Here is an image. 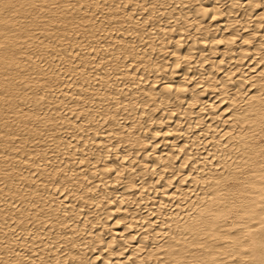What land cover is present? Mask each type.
Wrapping results in <instances>:
<instances>
[{"label": "bare ground", "instance_id": "6f19581e", "mask_svg": "<svg viewBox=\"0 0 264 264\" xmlns=\"http://www.w3.org/2000/svg\"><path fill=\"white\" fill-rule=\"evenodd\" d=\"M14 1L0 0V264H264V35L244 44L264 1ZM30 8L24 28L10 11ZM249 56L259 73H235Z\"/></svg>", "mask_w": 264, "mask_h": 264}, {"label": "rangeland", "instance_id": "374dc122", "mask_svg": "<svg viewBox=\"0 0 264 264\" xmlns=\"http://www.w3.org/2000/svg\"><path fill=\"white\" fill-rule=\"evenodd\" d=\"M34 1L37 2V1H39V0H32V1L29 0V2H34ZM40 1H41V0H40ZM40 1H39V2H40ZM48 1H53V3H54L55 0H48ZM48 1H47V3H48ZM211 1H212V0H211ZM223 1L225 2V0H223ZM226 1H227V0H226ZM249 1H250V0H245L244 2H241V3H242L241 5L244 6V7H247V6L250 4V2H251V1H250V2H249ZM257 1H258V0H257ZM259 1L262 3L264 0H259ZM10 2H11L10 4L13 5V6H11V5L9 4L12 8H13V7L15 8V5H16V8H17V4H18V3H16L17 1H14V0L11 1V0H10ZM14 2H15V4H13ZM27 2H28V1H27ZM35 2H34V3H35ZM236 2H238V1H236ZM245 2H246V3H245ZM50 3H51V2H50ZM228 3L230 4L231 1L227 2V3L224 5V7H223V9H224V10H223L224 13H223V14H227V13L229 12V10H230V7L227 8V7L229 6ZM33 5H34V4H33ZM33 5H32L31 7L33 8L32 10H34V13H32V14L30 13V12H32L31 8H30L29 14L27 13L28 10H27L25 13H22V12H21V14H22V15H25V16H22L21 14H18L17 12H14L13 10H12L13 12L10 11V12H11V15H14V13H16L15 15H17V17H19V21H21V23H23L24 28L27 26V25H25V24H28V20L31 18V16L34 17V15H36L35 10H36L37 8H35V7H36L37 3L34 5V7H33ZM47 5H48V6L51 5V7H52V3H51V4H47ZM53 6H54V4H53ZM7 7H8V6H7ZM26 7H27V6H26ZM49 7H50V6H49ZM12 8H11V9H12ZM14 8H13V9H14ZM34 8H35V9H34ZM9 9H10V7H9ZM255 9L257 10L256 14H253V15H252L253 17L251 16L252 18L250 17V20H249L250 24H251V25L253 24V26L250 27V28L248 27V28H246V29L244 28V30H240V34L238 33V34H239V35H238L239 37H237V36H236L237 38L235 37V39L237 40V42H238V41H239V42H242V40H243L244 37H246L247 35H252V34H254V32H255L254 30H256V29H255L256 26L254 25L255 23H252V22H253V21H256V18L258 17V14L263 12V10H262V8H261V5H259V7L257 6V8H255ZM226 10H227V11H226ZM36 11H37V10H36ZM47 11H48V9L46 8V12H47ZM46 12L44 11L45 14H46ZM27 14H28V15H27ZM30 14H31V16H30ZM33 14H34V15H33ZM45 14L42 13V15L40 14L41 16H39V17H42V16L45 17V16H44ZM15 15H14V17L16 18ZM26 15H27V16H26ZM254 15H255V16H254ZM20 16H22V17H20ZM223 16H224V15H223ZM25 17H26V18H25ZM33 17H32V18H33ZM43 17H42V19H43ZM224 17H225V16H224ZM20 18L26 20L27 23H26V21L21 20ZM240 18H241V17H240ZM27 19H28V20H27ZM207 19H208V20H207ZM207 19H206V20H207V21H206V25H211V24L214 25V24H216V23H214V22H216L218 18H215V20H214V18H211V17L209 16ZM32 20H33V19H30V20H29V23H30V21H32ZM40 20H41V19H40ZM22 21H23V22H22ZM207 23H210V24H207ZM262 25H263V24H262ZM262 25L260 26V28H257L259 32L256 31L257 34H256V32H255V34L253 35V39H251L250 41H248L247 44H246V42L244 43L246 46H249V47H252V48H253V47H254V44H257V43H258L259 39L257 40V38H260L262 34L264 35V25H263V26H262ZM204 26H205V25H204ZM37 27H38V26H37ZM40 27H41V26H40ZM254 27H255V28H254ZM212 28H213V29H212ZM191 29L193 30V27H191ZM191 29H190V30H191ZM209 29H210L211 32H213V33L215 32V34H216L217 36H219L220 33H221V34L226 33V31L224 32V30H223V31H220L219 33H216L215 26H211ZM37 30H38V29H37ZM213 30H214V31H213ZM34 31H35V33L37 32L36 30H33V33H34ZM38 31H39V30H38ZM261 31H262V32H261ZM222 32H223V33H222ZM216 35H215V36H216ZM259 35H260V36H259ZM263 35H262V36H263ZM258 36H259V37H258ZM238 38H240V39H238ZM262 38L264 39V37H262ZM262 38H260V39H262ZM241 39H242V40H241ZM19 41H20V40H19ZM263 41H264V40H263ZM239 42H238V43H239ZM206 44H207V43H206ZM206 44H205V45H206ZM244 44H243V45H244ZM219 46H221V44H220ZM263 52H264V50L262 51V53H263ZM252 53H253V52H252ZM263 54H264V53H263ZM206 55H207L208 57L211 58L212 62H214V63H215V62H216V63H219V62H217V61H218V57H219L217 53H214V54H213V52H212V54H211V51H209V53L206 54ZM195 56H197V55H195ZM245 59H246V60L243 61V62H244V66L241 65L240 68H238L237 70H235V73H239L240 70L242 69V71L244 70V72H245V73L243 72V73L245 74V76L248 75V77L251 76V73H255V74L257 73V74H258L259 72H255V71H256L255 68L258 69V67L260 66V65L258 64V63H259V62H258L259 59L257 58V59L255 60V59L252 58V56H249L248 58H245ZM209 60H210V59H209ZM209 60L206 62V64L209 62ZM257 62H258V63H257ZM260 64H261V62H260ZM252 65L254 66V70H252V69H253V68H252ZM257 66H258V67H257ZM7 68H9V67H7ZM7 68H5V70H4L5 73H8V72H6V70L8 71ZM10 69H12V67H11ZM246 70H247V72H246ZM242 71H241V72H242ZM247 73H248V74H247ZM217 74L219 75V77H221V76L223 75L222 70H220ZM220 74H221V76H220ZM246 74H247V75H246ZM249 75H250V76H249ZM196 76H197V79H198L200 75L197 74ZM237 77H238V76H237ZM237 77H236V78H237ZM194 79H195V77H193L192 80H194ZM203 80H204V79H203ZM16 81L18 82L19 80H16ZM16 81H15V82H16ZM248 85H249V84H247V82H246V85H245L246 88L243 87L242 90H245V91H246V90L250 89L251 87L248 86ZM219 89H220V88L216 89V91H214V92L212 91V92L214 93L213 96H214L215 94H218V93H219V91H220ZM212 92H211V93H212ZM58 93L61 94V91L58 92ZM211 93H210V94H211ZM210 94H208V95H209V96H208L209 98L215 99V100H214L215 102L218 101L219 98L217 99V98H215V96L212 97V95L210 96ZM8 95H9V94H8ZM6 97H7V96H5V98H6ZM1 98H2V97H1ZM1 101H2V100H1ZM220 103H221V102H220ZM224 104H225V103L219 105L220 107H221V105H222L220 111H222V110L224 111V109L227 107V105H226V104L224 105ZM229 111H230V109L224 111V116H222L223 119L226 118V116L228 117V116L230 115V114H229V113H230ZM156 112H157V111H156ZM225 112H226V113H225ZM175 113H176V111H175ZM175 113L173 112L174 115H175ZM225 115H226V116H225ZM206 117L208 118L209 115H206V116H205V124H208V123H209V124H212V125H213V124H214V125H219V124H221V123H220V120H221L222 118L220 119V117H218L217 119H214V121L208 120ZM9 118H10V117H8L7 121H8V120H10L11 122L13 121L12 123H11L10 121H8V122H10L12 126H13L14 124H15V126H16V121H17V120H16V119L13 120V118H11V119H9ZM166 119H167V118H166ZM223 119H222V120H223ZM164 121H166L165 118H164L163 122H164ZM168 121H169V119H167V121H166L165 123H167ZM209 121H210V122H209ZM8 122H7V123H8ZM171 122H172V120L169 121V123H171ZM165 123H162L163 125H161V126L166 127V126H165V125H166ZM227 124H229V123L227 122ZM230 124H231V122H230ZM167 125H168V123H167ZM15 126H13V127L15 128ZM0 128H1V127H0ZM20 128H21L20 131L24 130V129H23L24 127L21 126ZM1 130H2V129H0V131H1ZM163 130H164V129H163ZM1 132H3V131H1ZM20 133H22V132H19V131L17 132V131H16V134H15V132H14L15 135H14V134H13V135L15 136V139H17V138L20 136V135H19ZM165 134H166V133H165ZM165 134H164V135H165ZM178 134L181 135V137L178 138V142H183V137H182L183 133L181 134V132H179ZM195 134H196V133H195ZM161 135H163V134H162V133H161V134L159 133V136H158V138H157L158 141H161V143L159 142L160 144H158V145L164 144V142H166V141H165V140H166L165 138H167L166 135H165V136H164V135L161 136ZM179 135H178V136H179ZM14 136H13V138H14ZM167 136H168V137H171V138H169V140H167L168 144H171L172 141H174V139H177V138H175L177 135H175L174 132H170V134H167ZM178 136H177V137H178ZM16 137H17V138H16ZM160 139H162V140H160ZM163 139H164V140H163ZM179 139H180V140H179ZM224 139H225V138H224ZM259 139L262 140V138H259ZM211 142H212V141H211ZM212 145H213V144H210V143H209V144H208V143L204 144V146H209L210 148L212 147ZM204 146H203V145H200L199 147H201V148H205ZM41 147H42V146H40V148L38 147V149L40 150ZM163 148H164V147H163ZM210 157H211V156H210ZM211 158H212V157H211ZM205 160H206V159H205ZM188 165H189V164H186V167H187ZM168 175H170V173H168ZM179 176H180V174L178 175V177H179ZM176 179L178 180V178L175 176L174 182L177 181ZM231 183H232V182L228 183V185L231 184ZM173 186H174V185H173ZM173 186H171V188H172ZM173 188H175V187H173ZM173 188H172V189H173ZM160 193H161V192H160ZM160 193H158V194L156 193V195H155V194H152V195L157 196V199H159V198H162V195H160ZM158 196H160V197L158 198ZM174 208L176 209L177 206H174ZM143 210H144V209H143ZM145 213H146V211H145ZM153 214H155V213L150 214L151 216H154V219H153V220H155V222H158V221L156 220V218H155V215H153ZM159 224H160V223L158 222V223H157V226H161V224H160V225H159ZM121 225H122V224H121ZM121 225H116V228H120V230L124 229V228H122ZM155 225H156V224H155ZM111 226H112V224H111ZM114 226H115V225H114ZM131 230H132V231H131ZM131 230H130V231H131L132 234H133L134 232H136V230H133V229H131ZM130 231H128V233H130ZM162 240L171 241V238H170V237H168V238H167V237H163ZM127 248H128V247H127ZM127 248H126V251L129 250V248H128V250H127ZM103 259H104L103 256H99V258L97 259V262L99 263V262L102 261ZM98 260H99V261H98ZM139 264H141V262H140ZM142 264H146V263H145V262H144V263L142 262Z\"/></svg>", "mask_w": 264, "mask_h": 264}]
</instances>
